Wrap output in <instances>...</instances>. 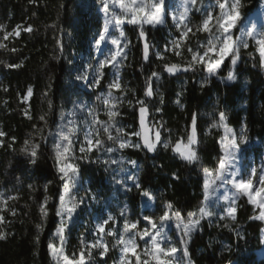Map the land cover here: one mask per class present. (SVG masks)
I'll return each mask as SVG.
<instances>
[{
    "label": "trees",
    "instance_id": "1",
    "mask_svg": "<svg viewBox=\"0 0 264 264\" xmlns=\"http://www.w3.org/2000/svg\"><path fill=\"white\" fill-rule=\"evenodd\" d=\"M88 1L34 0L30 3L29 0H0V25H4L7 31L21 26L19 37H9L8 40L2 39L3 31L0 30V42L7 46L0 48V130L7 134L0 137L4 141V146L0 147V189L17 197L9 201L1 212L10 222L3 228L11 235L0 241V264H55L48 244L60 221L56 211L62 181L55 161L53 133L61 113L73 101L76 90L71 82L74 59L86 51L94 27L93 19L89 17ZM261 3L262 0H241V21L254 14ZM201 18L200 14L194 13L192 25L199 24ZM29 25L33 30L24 31ZM144 27L148 41L154 46L150 50L149 61L142 57L143 40L139 38V28L132 24L126 26L131 44L122 81L130 90L127 93L133 100L135 122L139 124L136 98L146 99L151 113L149 119L154 117L153 106L158 102L156 89L159 86L163 102L155 122L164 123L166 130L162 135L166 138L172 136L173 143L181 137L186 140L191 130L192 115L196 113L200 162L189 164L162 145L152 153L145 149H127L126 155L142 165L139 179L142 187L132 191L130 202L138 205L141 192L149 191L156 197L155 214H162L164 205L171 202L187 217L198 209L204 198L203 168L215 169L222 154V129L211 127L217 123L219 112L226 113L227 123L235 130L245 126L251 139L258 138L264 143V68L259 65V53L251 41L248 49H241V58L235 69L226 59L217 75L202 87L206 74L202 69L176 75H169L163 69L165 62L186 63L190 53L185 47H181L180 57L167 52L164 61L154 54L157 50L163 51L170 33L179 35L171 19L166 25ZM206 35L200 32L191 37L190 34L189 46L195 49L197 42L204 41ZM58 40L62 48L58 46ZM13 48L16 51H12ZM21 61L20 68L6 67ZM233 70L237 80L229 82L227 76ZM153 71L160 74L161 80L158 82L153 78L156 94L145 98L146 80ZM29 86L33 94L25 101L23 97ZM181 91L179 105L175 100ZM41 116L45 120H41ZM12 137H15V142ZM26 140L40 144L35 165L30 164L29 157L22 152ZM80 169L83 178L90 180L91 188L98 190L103 174L89 163H82ZM45 199L48 216L43 231H39L36 228L41 222L38 209ZM238 205L234 231L223 227L225 223L232 224L230 219L213 223L206 219L201 221L200 230L193 233L189 244L193 264H264V257L259 258L256 254L262 248L264 222L250 219L258 214V209L246 198L242 197ZM12 209L16 211L15 216L11 215ZM67 234L69 247H75L78 239L73 226ZM37 235L39 243L35 241ZM108 243L109 253L102 259L97 255L96 264H114L118 260L119 245L111 247L115 244L113 237L108 238Z\"/></svg>",
    "mask_w": 264,
    "mask_h": 264
},
{
    "label": "snow or ice",
    "instance_id": "2",
    "mask_svg": "<svg viewBox=\"0 0 264 264\" xmlns=\"http://www.w3.org/2000/svg\"><path fill=\"white\" fill-rule=\"evenodd\" d=\"M33 3L34 0H29ZM100 11L103 14L102 27L97 33L94 40L95 52L102 59L96 63L98 67H94L92 63L88 64V69L93 70L95 75L92 80H88V73L85 72L77 75L75 78L87 83V86L93 90L101 86V81L106 73L104 69L111 66L113 69V79L107 83L106 92H101L97 96V100L101 101L104 106L106 120L99 119L97 109L88 108L87 113L90 119H85L84 127L80 130L82 139L79 142L78 152L76 154L77 132L76 122L69 120L68 124L72 125L67 132L62 127L57 132V142L55 144V161L58 165L57 171L62 181V191L58 196L59 206L56 216L60 218L59 225L53 233L54 240L50 241L48 248L55 264H96V256L101 259L105 257L110 247L105 237L116 236L115 244L118 245L120 257L114 264H193L190 258L189 244L192 241L193 233L201 228V221L208 219L211 222L213 217H217L220 221L230 219L232 224L225 223L223 227L229 231H234L233 224L237 221L238 202L244 197L247 202L259 210L258 215L250 217L264 222V165L257 167H241L239 166L238 153L241 150V143L247 142L246 127L242 128L237 134L235 130L228 127L226 113L221 111L218 114L217 123L211 125L212 128L222 127L224 129V137L220 141L221 155L218 157L217 166L210 170L203 168L205 177L204 182V198L196 211L190 212L184 217L178 209L174 208L171 202L164 205L162 214L155 213L143 214L135 220L127 218L125 215L127 206L121 211L120 215L124 217L123 227L116 228V217L109 214L106 218H102L95 226V238L87 241L84 237L80 238V248L78 253L73 252L71 256L66 253L67 236L69 224L77 209L84 204V199L76 200V193L82 187L81 184V162L95 163L91 159L93 152L114 153L123 151L128 148L145 149L147 152H156L158 146L164 149H171L172 152L178 154L183 161L194 164L200 162L198 154V135H197V114L193 113L191 119V130L187 135L186 141L183 137L172 141H163L162 133L165 131L164 123L150 120V108L146 99H135V105L138 106L139 130L131 129L130 126L121 123L122 113L120 106L124 103L133 104L132 99L127 98V92L130 91L126 85H122L121 68L123 62L128 58V49L131 41L128 40L123 27L127 24L135 25L139 28V38L143 40L142 57L143 60H150V50L153 45L150 44L145 31V25L153 28L166 25L168 19L172 21L173 27L179 35L170 33V39L163 46V51L157 50L154 54L157 59L164 61L165 54L169 51L180 57L182 55L180 49L185 47L190 53V59L186 63L165 62L163 69L169 75H176L180 72L196 71L202 69L207 75L204 83L210 77L217 75L219 69L226 59H229L233 69L240 60L241 49L249 48V40L255 42L259 53V65L264 68V30L256 32V25L253 24L247 30L239 28L241 22V0H209L208 4L204 0H177L173 5L166 3V0H100ZM200 14L202 17L199 24L192 25V15ZM35 15V14H34ZM21 26L17 25L12 31H7L4 25H0L3 31V40L9 37H19ZM239 30L241 35L236 36L234 30ZM31 32L32 26L29 25L23 29ZM207 34L204 41H198L197 47L194 49L189 46L191 37H195L197 33ZM191 34V37H190ZM58 46L63 47L58 40ZM110 44L112 47L105 49L104 45ZM7 46L0 42V48ZM16 51L15 48L11 49ZM23 61L15 64H7L8 68H20ZM153 78L160 79V74L153 71L146 80L145 98H151L158 92H154ZM228 81H236L237 74L230 71L227 76ZM7 91V88L4 89ZM118 92L119 95L114 93ZM33 94L32 87L27 88L26 96L23 100H27ZM181 96L182 93H178ZM163 98L161 96V103ZM180 103L179 99L176 101ZM51 107V104H49ZM155 112H161L160 107L153 106ZM84 108L81 106V111ZM31 118V117H29ZM45 120L44 116L40 117ZM46 123V121H45ZM66 127V126H65ZM7 135L0 130V137ZM133 137L138 138L133 141ZM15 142V137L11 138ZM46 139V138H44ZM4 146V141L0 140V147ZM11 144L8 145L11 148ZM40 149L39 143H29L25 141V147L22 149L29 157V163L35 165L38 159ZM106 165H119V172H126L123 167L125 163L137 166V161L128 159H107L104 161ZM105 171H109L105 168ZM119 172L116 175H119ZM175 176V174H173ZM179 179L178 176L175 177ZM114 182L121 184L126 191H131L126 184V180H131L136 189H141L138 175L120 176L119 179L113 176ZM31 188V185H29ZM223 189V194L215 196L214 194ZM141 195L149 200L153 198L148 192L142 191ZM259 197V198H257ZM17 197L5 195L0 192V209L8 206V202L15 200ZM96 195H92L91 199L95 200ZM223 201L226 207L217 210L216 205ZM41 222L36 225L39 231H43L44 224L48 216L47 199L39 206ZM11 215L15 216V209L11 210ZM141 221L146 222L143 228H138ZM111 222V223H110ZM10 222L5 220V216L0 214V241L7 240L10 232L4 230L3 226ZM174 223L175 229L179 232V247L173 241L170 235V225ZM106 226H108L106 228ZM218 227L220 225H217ZM240 233L237 232V236ZM147 238V239H146ZM36 243H39V235L35 237ZM138 241H143V246ZM141 248V252L137 253L136 249ZM135 257L133 260L132 257Z\"/></svg>",
    "mask_w": 264,
    "mask_h": 264
},
{
    "label": "rangeland",
    "instance_id": "3",
    "mask_svg": "<svg viewBox=\"0 0 264 264\" xmlns=\"http://www.w3.org/2000/svg\"><path fill=\"white\" fill-rule=\"evenodd\" d=\"M177 0H166V3L169 5H173ZM205 4L209 3V0H204ZM87 6L90 8V14L89 17L93 19L94 22V27L92 28V32L89 38V42L87 45L86 51H83L76 55L74 61H75V67L73 69V77L71 79L72 84L75 85V95L73 98L72 103L70 104L69 107L63 110L61 113L59 123L57 125V128L55 129L53 133V138H54V147L55 144L58 140L57 138V132L63 127L64 131L67 132L68 129L72 127V125L68 124L69 120H73L76 122V127L78 129L77 132V142H76V154L79 155L78 148H79V142L80 139H82V135L80 130L84 127V121L85 119H90L87 113L88 108H95L97 109V115L99 119L101 120H106L107 117L104 112V106L101 101L97 100V96L101 94V92H106V85L108 82H110L113 79V69L111 66L107 67L104 69V72L106 73L104 79L101 81V86L96 88L95 90L89 88L87 86V83L84 81L77 80L75 77L77 75H81L85 72L88 73V80L91 81L92 77L95 75V72L93 70L88 69V64L92 63L94 67H98L97 61L99 59H102L99 54L95 52L94 48V40L97 37V33L102 27L103 23V14L100 11L101 8V3L100 0H89ZM253 24L256 25V32H260L264 30V0H262L261 6L259 9L256 10L254 14H252L246 21H241L239 28H243L247 30L250 28ZM128 24L126 23L123 27V30L128 38L127 32H126V26ZM235 35L239 36L241 35V32L237 29L234 30ZM173 34V33H171ZM175 35V34H173ZM171 38V37H170ZM129 40V38H128ZM252 40H249V43ZM254 42V41H253ZM255 43V42H254ZM105 49L107 50L108 48H111L112 46L110 44H105L104 45ZM130 49V46H129ZM129 49L128 55H129ZM125 60L123 62L124 66L121 68V77H122V71L124 70ZM225 62V61H224ZM223 65V64H222ZM238 65V63H237ZM236 65V66H237ZM235 66V67H236ZM222 67V66H221ZM221 69V68H220ZM219 69V70H220ZM234 71V70H233ZM219 72V71H218ZM207 74H205L206 76ZM216 76V75H215ZM213 77V76H212ZM210 77L209 80L212 78ZM161 80V78L158 80V82ZM205 81V77L202 79V82ZM122 85L123 84V81ZM233 82V81H229ZM184 84L181 85V88L183 90ZM116 95H119L118 92H115ZM179 93H182L179 92ZM158 102L155 104V107H160L161 108V96L163 98L161 88L158 86ZM127 98L129 99L128 93H127ZM181 96L177 95V98L175 102L179 99L181 104ZM176 104H178L176 102ZM81 106H83L84 110L81 111ZM133 104L129 105L128 103H124L122 106H120V111L122 113V119L121 123L124 125L130 126L129 130L135 129L139 130V124H136L135 119L136 117L133 115ZM160 112H155L154 111V117L151 118V120L158 121L156 118H158ZM209 117H214V116H209ZM227 123V121H226ZM228 127L233 128L227 123ZM66 126V127H65ZM222 129V138L224 137V129ZM242 128H245V126L240 127L238 130H235L237 134H239L242 130ZM247 134V132H246ZM247 142L246 143H241V150L238 153L239 156V166L243 167H257L259 168L261 165H264V143L258 139H251L247 135ZM133 141H136L138 138L133 137ZM162 140L163 141H172L173 142V137L168 136L167 138L162 135ZM220 140V141H221ZM186 141V140H185ZM128 149H135V148H128ZM127 149L121 151H116L114 153H103V152H93L91 154V159L93 161H96L95 163H89L93 164L94 166L97 167V169L103 174L101 175L103 182L100 184V187L98 190H93L90 185V180L88 178H83L82 173L81 175V184L82 187L80 190L76 193V200L79 201L80 198L84 199V204L80 206V208L77 209V212L73 215L72 221L69 224V229L73 226V229H75V235L78 239V243L75 247H69L70 244V239L69 236L66 232L67 236V245H66V253L71 256L73 252L79 251L80 248V238L84 237L87 241H92L95 238V226L98 223V221L102 218H106L109 214L113 215L116 217V228L121 229L123 227V220L124 217L120 215L121 211L125 209V206H127V211L125 215L127 218L135 220L138 217H140L143 214H150V213H155L156 211V197L154 194H152L149 191H145L149 193V196H151L153 199L149 200L147 197L140 195V201L139 204H132L130 202L131 194L132 191H134L136 188L133 186V183L131 180H126V184L129 188H131V191H126L125 188L121 184H117L114 182L113 176L115 175L117 179L120 178V176H128V175H138L140 179V173L142 169V165L137 162V166H132L130 164L125 163L123 167L126 169V172H119L120 166L119 165H106L104 163L105 160L111 158V159H120L121 157L124 158L125 161L128 159L134 160L130 157H128L125 153ZM136 161V160H135ZM82 163H88V162H81ZM80 164V167H81ZM58 168V165H57ZM105 168H108L109 171H105ZM119 172V175H116V173ZM140 182V181H139ZM0 192H3L0 189ZM5 193V192H4ZM223 194V189L218 190L214 194L215 196H220ZM5 195H7L5 193ZM92 195H96V199L93 200L91 199ZM259 198V197H257ZM226 207L224 205L223 201L219 202L216 205L217 210H222V208ZM6 209V208H4ZM3 209H0V214ZM259 213V210H258ZM158 216V214H156ZM258 215V214H257ZM208 220V219H206ZM219 220L217 217H213L211 219L210 223H213L215 221ZM209 221V220H208ZM111 223V222H110ZM146 222L141 221V224L138 225V228H143L145 226ZM108 226H106L107 228ZM170 235L172 236V239L174 242L177 243V246L179 247V232L175 229L174 223L171 224L170 226ZM56 231V230H55ZM109 237H105V240L108 242ZM113 238L116 240V236H113ZM147 239V238H146ZM54 240V237L52 236V241ZM141 246H143V241H138ZM109 244V243H108ZM121 246H119L120 248ZM137 253L141 252V248L136 249ZM257 256L259 258L264 257V228L262 231V248L259 249L256 252ZM119 257H120V252H119ZM119 259V258H118ZM132 259L134 260L135 257L133 256ZM118 261V260H117ZM149 264H154L153 261H150Z\"/></svg>",
    "mask_w": 264,
    "mask_h": 264
}]
</instances>
